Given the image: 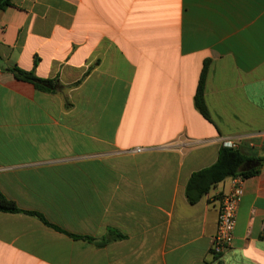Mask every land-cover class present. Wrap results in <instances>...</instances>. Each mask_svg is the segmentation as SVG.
<instances>
[{
    "label": "crops",
    "instance_id": "crops-1",
    "mask_svg": "<svg viewBox=\"0 0 264 264\" xmlns=\"http://www.w3.org/2000/svg\"><path fill=\"white\" fill-rule=\"evenodd\" d=\"M227 140L259 165L214 258L230 180L192 204L185 186ZM0 193L51 225L0 210V264H264V0H10Z\"/></svg>",
    "mask_w": 264,
    "mask_h": 264
},
{
    "label": "trees",
    "instance_id": "trees-1",
    "mask_svg": "<svg viewBox=\"0 0 264 264\" xmlns=\"http://www.w3.org/2000/svg\"><path fill=\"white\" fill-rule=\"evenodd\" d=\"M9 4L10 0H0V11ZM206 68L207 61L204 62V65L200 72L196 91L194 94V104L205 118H209V114L203 99V87ZM5 70L11 72L17 79L33 84V86L37 89H41L47 92H54L60 88L58 81L55 79L52 80L40 78L35 76L33 72L25 71L18 67H9ZM246 160H248L247 157H245L238 149L222 144L218 150L217 158L213 164L191 174L185 186V196L188 202L191 204L195 203L203 194L207 193L212 186L216 185L226 178H229L236 174H241L246 178L254 174L256 172V168L242 171V167ZM0 210L7 212H25L31 215H36L43 221L44 224L51 226L41 214L34 211H25L19 209L14 201L6 198L2 193H0ZM116 236L120 237L121 235L118 234ZM85 238L91 240L90 237Z\"/></svg>",
    "mask_w": 264,
    "mask_h": 264
},
{
    "label": "built area",
    "instance_id": "built-area-1",
    "mask_svg": "<svg viewBox=\"0 0 264 264\" xmlns=\"http://www.w3.org/2000/svg\"><path fill=\"white\" fill-rule=\"evenodd\" d=\"M236 143L235 140H227L224 141L223 145L236 148ZM244 179L245 177L241 174L229 177L231 188L221 199L217 214L216 232L210 245V252L215 258L219 257L231 244L235 215L243 193Z\"/></svg>",
    "mask_w": 264,
    "mask_h": 264
},
{
    "label": "water",
    "instance_id": "water-1",
    "mask_svg": "<svg viewBox=\"0 0 264 264\" xmlns=\"http://www.w3.org/2000/svg\"><path fill=\"white\" fill-rule=\"evenodd\" d=\"M259 165V161L256 160H246L243 167L242 171L250 170L252 168H255Z\"/></svg>",
    "mask_w": 264,
    "mask_h": 264
}]
</instances>
